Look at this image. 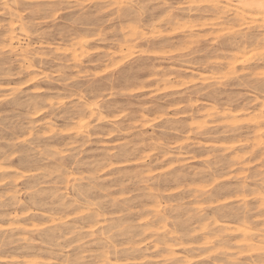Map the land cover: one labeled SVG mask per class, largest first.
<instances>
[{
    "label": "rangeland",
    "instance_id": "rangeland-1",
    "mask_svg": "<svg viewBox=\"0 0 264 264\" xmlns=\"http://www.w3.org/2000/svg\"><path fill=\"white\" fill-rule=\"evenodd\" d=\"M251 1L0 0V264H264Z\"/></svg>",
    "mask_w": 264,
    "mask_h": 264
},
{
    "label": "bare ground",
    "instance_id": "bare-ground-1",
    "mask_svg": "<svg viewBox=\"0 0 264 264\" xmlns=\"http://www.w3.org/2000/svg\"><path fill=\"white\" fill-rule=\"evenodd\" d=\"M251 4H255L256 6L261 7L264 10V0H253L251 1Z\"/></svg>",
    "mask_w": 264,
    "mask_h": 264
}]
</instances>
